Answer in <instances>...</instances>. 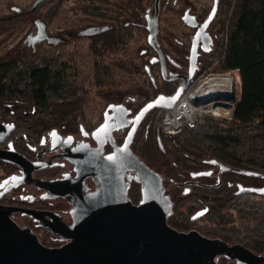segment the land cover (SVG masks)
<instances>
[{"label":"flooded vegetation","instance_id":"obj_1","mask_svg":"<svg viewBox=\"0 0 264 264\" xmlns=\"http://www.w3.org/2000/svg\"><path fill=\"white\" fill-rule=\"evenodd\" d=\"M36 1L0 4V36L25 19L21 45L37 55L0 61V73L25 74L0 78V264L34 251L87 264L131 255L148 234L149 179L165 227L209 264H264V195L247 192L264 190V175L192 152L160 124L219 49L220 0L205 29L214 0H43L31 12ZM38 74L62 93L18 92Z\"/></svg>","mask_w":264,"mask_h":264},{"label":"trees","instance_id":"obj_2","mask_svg":"<svg viewBox=\"0 0 264 264\" xmlns=\"http://www.w3.org/2000/svg\"><path fill=\"white\" fill-rule=\"evenodd\" d=\"M220 9L222 38L206 71L239 70L241 95L234 117L228 122L205 119L176 138L192 152H203L225 165L264 175V0H220ZM23 71L17 68L10 75L3 70L0 78L18 82L25 76ZM32 78L31 90L19 93H62L57 82L47 86L40 74ZM4 86L0 80V93Z\"/></svg>","mask_w":264,"mask_h":264},{"label":"water","instance_id":"obj_3","mask_svg":"<svg viewBox=\"0 0 264 264\" xmlns=\"http://www.w3.org/2000/svg\"><path fill=\"white\" fill-rule=\"evenodd\" d=\"M43 0H38L34 3L31 12H34L41 4ZM219 0H214V6L210 12V15L201 27L207 28L215 19L218 11ZM151 36L153 39L155 36L154 28L150 27ZM202 39V35L198 34L194 39V49L197 48L199 42ZM195 57L193 59V63ZM188 88L181 89L175 97L171 98L172 102L165 106V111L172 110L176 103L182 98ZM233 100V97H228ZM240 173H246L247 175H253L252 172L239 171ZM259 175V174H255ZM162 191L159 181L149 179L146 184V191L148 195V201L143 207L145 215V222L148 223L145 226L148 234L145 236V240L139 244H135L136 252L131 255H124L121 258H117L112 263H99V264H209L204 257L203 253L190 244L183 235L168 230L163 222V217L167 212V204L156 205L154 207L153 200L157 198V190ZM247 192H254L260 195H264V190H248ZM162 196V195H161ZM155 211V212H154ZM11 264H87L83 261H69L53 252L49 251H34L32 260L29 261H11Z\"/></svg>","mask_w":264,"mask_h":264},{"label":"built area","instance_id":"obj_4","mask_svg":"<svg viewBox=\"0 0 264 264\" xmlns=\"http://www.w3.org/2000/svg\"><path fill=\"white\" fill-rule=\"evenodd\" d=\"M240 85L239 70L217 73L205 71L186 90L174 108L164 112L160 122L163 132L176 137L186 130L195 129L208 118L231 121Z\"/></svg>","mask_w":264,"mask_h":264},{"label":"rangeland","instance_id":"obj_5","mask_svg":"<svg viewBox=\"0 0 264 264\" xmlns=\"http://www.w3.org/2000/svg\"><path fill=\"white\" fill-rule=\"evenodd\" d=\"M10 1V2H9ZM35 0H0L1 5H15L27 9ZM151 0H144V3L147 5ZM181 1V0H180ZM191 4H194L195 7H208L212 8L213 0H188ZM11 4V5H10ZM5 8L1 7L0 14L5 13ZM21 25L17 28V31L10 32L9 36H0V61H7L10 59H17L20 61H30L33 60L37 55L28 49L26 46L21 45V40L25 37L28 28V22H25V19L21 20ZM129 59L132 58V53L128 55ZM35 60V59H34ZM207 72L217 73L221 72L219 69H210ZM241 95V85L238 90V100Z\"/></svg>","mask_w":264,"mask_h":264}]
</instances>
